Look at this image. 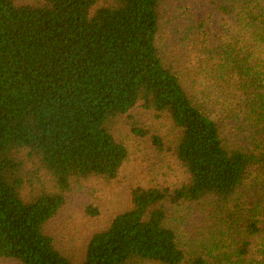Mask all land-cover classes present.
I'll use <instances>...</instances> for the list:
<instances>
[{
	"label": "trees",
	"instance_id": "1",
	"mask_svg": "<svg viewBox=\"0 0 264 264\" xmlns=\"http://www.w3.org/2000/svg\"><path fill=\"white\" fill-rule=\"evenodd\" d=\"M0 264H264V0H0Z\"/></svg>",
	"mask_w": 264,
	"mask_h": 264
},
{
	"label": "rangeland",
	"instance_id": "2",
	"mask_svg": "<svg viewBox=\"0 0 264 264\" xmlns=\"http://www.w3.org/2000/svg\"><path fill=\"white\" fill-rule=\"evenodd\" d=\"M166 30L167 35L169 36L172 30L170 28H167ZM151 125L161 130L168 129L165 121L162 120H157ZM130 174L131 170L129 169L128 175ZM126 198L127 189L124 185V187L118 190L117 192H113L112 194L107 196V200L111 203V206L107 209L106 212L114 213L120 211V209L125 205ZM76 203H80V200L78 198H74L73 209L71 210L72 213L69 215V218L65 221V223L67 224V228L60 233L66 240H71L72 244H75L76 242H82L83 238L88 235L89 230L91 228L90 219L83 220V217L81 216L83 211L79 210L78 208H75L74 204Z\"/></svg>",
	"mask_w": 264,
	"mask_h": 264
}]
</instances>
